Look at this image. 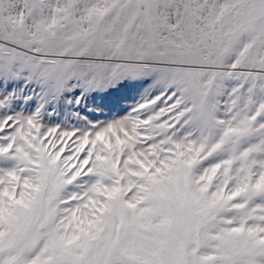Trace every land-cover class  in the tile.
<instances>
[{
  "label": "snow or ice",
  "instance_id": "1",
  "mask_svg": "<svg viewBox=\"0 0 264 264\" xmlns=\"http://www.w3.org/2000/svg\"><path fill=\"white\" fill-rule=\"evenodd\" d=\"M0 264H264V0H0Z\"/></svg>",
  "mask_w": 264,
  "mask_h": 264
}]
</instances>
